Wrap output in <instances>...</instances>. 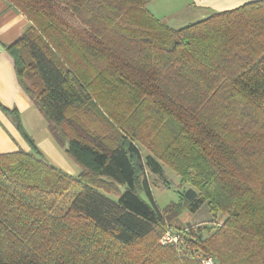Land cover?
Listing matches in <instances>:
<instances>
[{
    "label": "trees",
    "instance_id": "16d2710c",
    "mask_svg": "<svg viewBox=\"0 0 264 264\" xmlns=\"http://www.w3.org/2000/svg\"><path fill=\"white\" fill-rule=\"evenodd\" d=\"M7 1L29 21L8 46L17 79L81 171L47 161L3 109L30 150L0 153V264H264V0L179 28L152 0ZM160 161L188 184L163 209L145 175ZM203 205L215 225L159 242Z\"/></svg>",
    "mask_w": 264,
    "mask_h": 264
},
{
    "label": "crops",
    "instance_id": "0c3cea01",
    "mask_svg": "<svg viewBox=\"0 0 264 264\" xmlns=\"http://www.w3.org/2000/svg\"><path fill=\"white\" fill-rule=\"evenodd\" d=\"M254 0H180L173 9L158 8V0L147 4L156 6L161 13L158 17L169 27H182L201 20L213 12L232 9ZM178 6V7H177ZM151 11V10H150ZM154 11V10H153ZM155 12V11H154ZM182 12L178 16L175 13ZM157 17V16H156ZM182 17H184L182 19ZM29 25L28 19L7 0H0V153L19 149L29 151L30 147L18 130L13 117L3 109H15L24 133L35 143L51 164L68 174L76 176L81 168L55 142L47 123L20 85L14 68L13 58L8 51L12 44Z\"/></svg>",
    "mask_w": 264,
    "mask_h": 264
},
{
    "label": "rangeland",
    "instance_id": "374dc122",
    "mask_svg": "<svg viewBox=\"0 0 264 264\" xmlns=\"http://www.w3.org/2000/svg\"><path fill=\"white\" fill-rule=\"evenodd\" d=\"M180 0H158L157 2V7L158 8H165V9H175L176 7H172L173 5H177ZM149 3V2H148ZM147 3V4H148ZM178 7V6H177ZM150 12L157 18L161 16V13L156 9V6H152L150 4ZM155 12H154V11ZM178 16L184 15L182 12H177L175 13ZM184 17H182L183 19ZM168 26H171L168 22ZM185 26V25H184ZM177 28V27H173ZM90 121L92 122V127L94 128V131L97 132V130H104L105 133H108L109 131L112 132L115 130V128L110 125L109 122H105L102 119L97 120L96 117L89 118ZM105 125V126H104ZM107 125V126H106ZM114 133V132H113ZM151 143L149 144H141L137 143L139 150L141 154L144 156L145 154H155L157 151L160 150V142L158 139V136L152 137L151 138ZM62 148V147H61ZM63 149V148H62ZM156 151V152H155ZM156 156V155H155ZM161 162V161H160ZM162 163V174H153L151 173L148 169H146V177L148 179L151 193L153 196V199L157 206L160 209H163L166 205H168L170 202H176L178 200V192L182 190L183 188L188 187V184L181 182L179 176L175 173V171L167 166L166 164ZM79 174V173H78ZM77 174V175H78ZM76 175V176H77ZM119 190H123L124 186L119 185L118 188ZM117 189H114V186L111 185L110 188H107V193L101 191L103 194H105L107 197L111 199H116L117 196L115 195ZM141 197H143L145 200L148 201L147 197L143 192H140ZM223 216L220 215L218 218V221L220 222L222 220ZM211 219V213L209 212V209L206 205H203L197 212L195 213H190L188 211H182L179 215L177 216H172L166 219L165 222V227L167 231L170 233L174 234L176 233L179 229L183 227H188V226H200V227H211L212 224L210 222ZM166 233V232H165ZM164 233V234H165ZM163 234V235H164ZM208 232H203V235L206 236ZM162 237L160 238L159 242L162 243Z\"/></svg>",
    "mask_w": 264,
    "mask_h": 264
},
{
    "label": "built area",
    "instance_id": "2783aa9c",
    "mask_svg": "<svg viewBox=\"0 0 264 264\" xmlns=\"http://www.w3.org/2000/svg\"><path fill=\"white\" fill-rule=\"evenodd\" d=\"M177 240V235H174L167 231L163 236H162V243H174ZM202 264H214L213 257L211 255L205 256L201 260Z\"/></svg>",
    "mask_w": 264,
    "mask_h": 264
}]
</instances>
